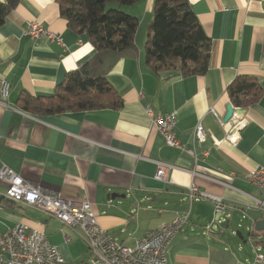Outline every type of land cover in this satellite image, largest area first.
<instances>
[{"label":"crops","instance_id":"crops-1","mask_svg":"<svg viewBox=\"0 0 264 264\" xmlns=\"http://www.w3.org/2000/svg\"><path fill=\"white\" fill-rule=\"evenodd\" d=\"M154 2L123 8L139 20L136 50L108 75L123 108L42 115L26 111L22 98L55 95L95 49L86 36L68 28L57 0H21L0 26V77L11 85L9 108L0 106V169L5 165L44 191L90 202L101 227L128 247L189 212L188 188L194 183L222 197L232 220L208 234L213 206L194 202L188 224L168 247V263L253 264L233 236L238 232L234 224H240L254 251H264V231L252 235L264 211L251 208L253 198L264 199V193L248 182L250 172L264 166V0H188L212 41L208 72L192 77L177 71L157 74L146 64ZM31 22L61 35L64 45L46 39L35 44L26 34ZM239 76L255 77L262 96L242 109L249 124L233 146L223 141L231 128L224 119L232 104L228 88ZM147 106L156 116L176 114L175 134L196 150L197 161L166 145ZM199 123L208 135L203 144L194 142ZM157 162L176 167L167 183L155 180ZM6 189L0 180L1 233L25 225L28 232H44L67 264H86L88 248L76 232L38 209L7 201Z\"/></svg>","mask_w":264,"mask_h":264},{"label":"trees","instance_id":"trees-1","mask_svg":"<svg viewBox=\"0 0 264 264\" xmlns=\"http://www.w3.org/2000/svg\"><path fill=\"white\" fill-rule=\"evenodd\" d=\"M143 0H57L68 28L86 36L95 55L79 71L59 84L53 96L22 98L33 114L119 111L124 106L120 93L108 79L118 61L136 50L139 20L123 8ZM154 17L145 45V60L159 74L177 71L183 77L205 75L211 63L212 41L205 33L188 0H154ZM21 0L0 2V26ZM118 7L107 10L108 4ZM113 7V6H112ZM235 108L245 109L262 96V87L252 76H239L228 88ZM260 233H252L253 237Z\"/></svg>","mask_w":264,"mask_h":264},{"label":"built area","instance_id":"built-area-1","mask_svg":"<svg viewBox=\"0 0 264 264\" xmlns=\"http://www.w3.org/2000/svg\"><path fill=\"white\" fill-rule=\"evenodd\" d=\"M26 34L35 44L46 39L57 45H64L61 35L47 30L37 22L28 24ZM10 90L11 85L0 77V106L9 108ZM241 111L242 109L234 107L233 116L229 121L231 128L223 140L233 146L240 143L241 133L249 124ZM210 112L223 123L213 108ZM146 113L168 147L182 150L197 161L196 150L183 144L175 134L177 123L175 113L156 116L150 106L146 107ZM207 137L205 127L199 123L195 128L194 142L203 144ZM223 141L216 142V145ZM156 164L155 180L167 183L170 171L176 167L161 162ZM0 180L7 184L4 194L7 201L38 209L76 232L88 248L86 264H169L168 247L181 229L188 224L194 202H207L213 206V218L206 227L208 234L229 224L232 219V213L222 197L206 193L193 183L188 188L189 212L177 215L171 223L164 225L160 230L148 233L135 247H128L101 227L90 202H76L63 197L60 193L44 191L40 186L25 181L5 165L0 169ZM218 182L229 186L225 182ZM248 182L264 193V166L251 171ZM253 199L256 204L251 208L264 211V199ZM225 213L226 217H218ZM0 264L67 263L58 247L50 243L44 232L38 230L28 232L27 227L21 224L6 233L0 232ZM253 264H264V252L261 248H256Z\"/></svg>","mask_w":264,"mask_h":264},{"label":"rangeland","instance_id":"rangeland-1","mask_svg":"<svg viewBox=\"0 0 264 264\" xmlns=\"http://www.w3.org/2000/svg\"><path fill=\"white\" fill-rule=\"evenodd\" d=\"M112 6L118 7L116 4L110 3V4L107 5V10H111ZM221 216L226 217V213L225 214H222V215H219L218 217H221ZM230 220H232V219H230ZM225 226H226V224H225ZM242 227L243 226L242 225L240 226V224H237V223L234 224V229L236 231H238V232H241L244 235V237L248 240L249 239L248 238L249 236H248V232L246 230V227H244V228H242ZM233 239L235 241H237L239 243L241 242L243 244V246H244V252H243V254L245 256H248L250 259H253V260L255 259L256 251H254V249L252 247V242L249 241L247 244H244L243 241H241L240 238L236 234H235V236H233ZM84 260H86V256L85 255L82 256L81 262L84 261Z\"/></svg>","mask_w":264,"mask_h":264},{"label":"water","instance_id":"water-1","mask_svg":"<svg viewBox=\"0 0 264 264\" xmlns=\"http://www.w3.org/2000/svg\"><path fill=\"white\" fill-rule=\"evenodd\" d=\"M233 113H234V106L232 104H229L227 106V114H226L225 119H224L225 123H228L231 120V118L233 116ZM254 230H255L256 233H262L264 231V219L257 223V225L255 226ZM237 236L244 243H247V240H245V237H244V235L241 232H237Z\"/></svg>","mask_w":264,"mask_h":264}]
</instances>
